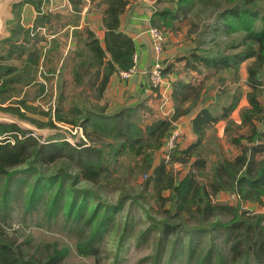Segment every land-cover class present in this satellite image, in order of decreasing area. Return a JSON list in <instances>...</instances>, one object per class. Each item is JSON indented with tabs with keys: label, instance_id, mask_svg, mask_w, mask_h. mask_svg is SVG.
<instances>
[{
	"label": "trees",
	"instance_id": "trees-1",
	"mask_svg": "<svg viewBox=\"0 0 264 264\" xmlns=\"http://www.w3.org/2000/svg\"><path fill=\"white\" fill-rule=\"evenodd\" d=\"M83 1L70 0L76 11L81 9ZM170 1L176 7L157 10L153 24L174 27L180 15L197 0ZM209 1L220 4L223 0ZM129 2L104 0L105 45L87 28V37L74 54L78 58L74 63L76 80L83 82L85 91L96 99L104 97L114 72L134 64L135 41L122 29V15ZM224 2L221 16L227 33H241V41L247 43L241 52L254 58L248 69L251 108L242 113V122L252 125L249 139L254 142L264 136L254 125L255 119L264 117L259 116L264 110L259 98L264 93V0ZM54 18L58 16L49 12L41 14L34 22V34L17 23L12 35L1 41L0 52L5 50V53L0 54V94L39 64L42 48L36 41L33 45L28 43L36 35L38 25ZM19 52L27 53L24 73L7 62ZM90 96L86 95L84 101L76 97L68 109L70 116L64 117L63 108H57V120L83 127L87 139L76 144L63 134L59 140L41 142L17 124L0 122V264H72L66 258L74 252L98 258L107 235L116 232L120 217L119 248L131 238L136 246L155 238V250L159 253L173 237L166 264H172L176 257L179 263L186 264H264V212L254 213L241 205L242 201L264 205V157H256L264 146L246 145L234 159L219 162L208 174L202 171L206 160L197 159L182 178L176 179L164 160L157 162L154 150L165 143L177 115L143 125L134 109L109 110L106 104H93ZM0 109L26 117L20 105H0ZM32 119L40 126L55 125L51 117ZM125 152L141 155L137 167L150 170L143 185L152 186L162 218L152 214L130 192L124 191L111 202L103 196L102 189L112 183V174L120 167V157ZM192 154L189 146L185 150L175 149L173 157L185 162ZM60 158V167L49 171V163ZM124 165L128 173L133 171L131 163L124 161ZM198 174L207 176L210 187ZM80 183L85 184L78 186ZM167 189L168 195L164 192ZM221 190L237 193V203L214 201L213 195ZM139 214L147 217L146 226L140 227L138 222L142 220H135L134 216ZM35 218L37 225L50 228L54 224L70 241L64 245L58 240L35 244L30 236L17 241L4 231V226L14 220L24 226ZM205 235L209 237L207 241ZM118 256L116 252L114 264H118ZM155 264H159L158 258Z\"/></svg>",
	"mask_w": 264,
	"mask_h": 264
},
{
	"label": "crops",
	"instance_id": "crops-1",
	"mask_svg": "<svg viewBox=\"0 0 264 264\" xmlns=\"http://www.w3.org/2000/svg\"><path fill=\"white\" fill-rule=\"evenodd\" d=\"M25 1L27 0L21 1L16 7L21 9L20 19L26 22L21 23L15 14L11 28L17 23L26 28L34 27L35 20L45 12L58 16L36 28L35 41L42 48L41 59L46 47H50V52H53L61 43L68 42L63 46V50L65 53L69 52L71 45L76 41L73 40L74 29L80 33L85 32L86 38V30L90 28L105 45L103 10L98 8L97 0H84L79 11L74 10L70 0H34L33 3L23 6ZM169 2L171 1L130 0L122 15V29L135 41L134 54L138 56V70L128 79L121 78L118 71L114 72L105 89L103 100L109 110L130 108L141 111L147 117L146 122H142L143 125L153 124L161 119H171L177 115V121L183 129L179 143L181 146L179 145L178 149L185 150L192 146L193 154L186 158L195 156L193 162L204 159L207 163L203 150L205 143L211 141V136L215 144H207L210 156H213L212 153L216 155L220 151L223 152L222 147L228 144H237L241 153L245 144L242 146L238 138L240 134H232L229 121H233L238 128L246 127L251 133V123L242 122L243 111L251 108L248 94L252 88L248 83V69L254 58L241 52L247 43L241 41V33H227L221 16L225 10L224 0L212 13L210 10L216 6V2L197 0L177 19L180 34L174 36L172 32L167 33L168 44L161 57L166 85L154 88L149 74V68L154 62L149 28L153 25L152 17L157 10L174 4ZM196 11L198 14L210 16L191 18L190 14ZM65 31L69 36L67 41L63 42L60 35ZM52 41L55 46H51ZM215 79L221 82L214 84ZM215 85H224V88L217 92ZM261 97L262 95L259 98ZM260 100L264 104L263 100ZM258 121L260 120H254L257 127ZM261 121L264 122L262 119ZM252 143L263 142L260 139ZM214 147L218 152L214 151ZM225 158L227 157L220 153L217 162Z\"/></svg>",
	"mask_w": 264,
	"mask_h": 264
},
{
	"label": "rangeland",
	"instance_id": "rangeland-1",
	"mask_svg": "<svg viewBox=\"0 0 264 264\" xmlns=\"http://www.w3.org/2000/svg\"><path fill=\"white\" fill-rule=\"evenodd\" d=\"M52 1V0H47ZM104 0H97L98 8H102L104 3H102ZM34 0H27L23 3V6L26 4L33 3ZM172 2V3H171ZM169 3L173 4L170 6L171 8L175 7V2L171 1ZM223 2V1H220ZM218 7V3H216V6L213 7V9L210 10L212 13L213 11H216V8ZM22 8V6H21ZM21 9L16 7V17L20 19L21 17ZM198 10V9H196ZM191 18H203V17H209L210 15H201L198 14V11L193 12L190 14ZM17 21V20H16ZM15 21V22H16ZM20 22H26L23 21L22 18L20 19ZM152 26L163 28L167 33H171L175 35H179L180 31L179 25L177 23V20L175 21V26H165L160 24H153ZM33 34L35 33V29L33 27H29ZM71 29L68 31L70 32ZM179 33H178V32ZM84 33L78 32V30L74 29L73 34V40L75 41V44L71 45V48L69 49V52L65 53L63 50V46L67 45L68 42L66 35V31L60 35L63 39L62 41L65 42V44L61 43V45H58L59 47L55 49L56 51L50 52V47L45 50H43V59H40L39 64L34 66L31 70L27 71L25 74H23L20 81L14 83L12 87H10L9 90L3 91L0 94V105L2 106H19L21 107V110L26 113V117H22L26 123L30 125H34L38 127L42 133L38 134L37 129H26V131L29 134H32L38 138L41 142H52L54 140H59L60 135H65V138L68 139L73 144H76L80 142L81 140H86L87 137L85 136L84 129L80 124H77L75 126H72L71 124L63 121L57 120V108L60 106L63 108L61 110L64 117L70 116L68 113V109L70 108L73 101L76 100V97L80 101H84V97L86 95H91V100L93 101V104L99 102V104H106V102L102 99H96V97L90 93L88 94L85 90L86 86L83 84V82H78L75 77V62L78 61V58L75 57V52L79 46H82L83 41L85 40ZM81 35V36H80ZM67 36V37H66ZM87 36V35H86ZM32 43H35V36L31 39V41L28 43L29 45H33ZM49 41L47 42V44ZM168 44V39L166 41L165 48ZM51 46H55V43L52 41ZM1 53H5V50L1 51ZM27 53L25 52H19L16 53L13 58L9 59L7 62L13 64L16 66L19 70H22L21 73H24V65H25V57ZM16 72H20V71ZM123 70V69H122ZM119 72V71H118ZM163 77L165 78L164 68H163ZM166 81V79H165ZM218 79H215L214 84ZM221 82V81H218ZM152 85V84H151ZM218 85V84H217ZM213 86V85H212ZM224 85L222 87H217L215 85L214 89L218 91H222ZM87 90L89 91L90 88L87 87ZM62 95V98L60 96ZM264 102V93L262 94V97L260 98ZM107 105V104H106ZM264 105V104H263ZM108 107V106H107ZM2 110V109H1ZM5 111V110H4ZM135 115L139 118L140 122H146L147 117L140 111H135ZM264 116V110L261 115ZM52 118L55 122V125H44L40 126L35 121H33L32 118H38L41 120H47L49 118ZM178 119L173 121L172 128L174 127L175 123H177ZM264 121V117L262 118ZM33 126V127H34ZM258 129H261V131L264 130L262 126H264V122L261 120L258 121ZM35 127V128H36ZM229 127L232 129L233 133H238L243 148L247 146H251L252 141L249 139V135L251 134L250 131L244 127V128H238L236 124L233 121H229ZM53 129V130H52ZM52 130V131H51ZM245 131V133H242ZM264 132V131H263ZM248 133V134H247ZM4 137V136H3ZM23 137V136H21ZM59 137V138H58ZM227 139V137L225 138ZM261 141L263 143H258L261 146H264V136H262ZM259 139V140H260ZM256 141H254L255 143ZM180 143V141H179ZM176 149H178L179 145ZM209 143L215 144V140L213 141V137L211 136V141ZM205 143V147L203 150L204 156L207 158L206 166L202 169V171L208 173L213 172V167L215 165H218L219 162H217L220 153L223 154L225 157L224 160H232L234 159L237 154L240 152L238 150L237 144H228L222 147L223 152H218V149L214 147V151H217L218 153L215 155L212 153L213 156H210L209 150L207 148V144ZM164 145V144H163ZM242 148V147H241ZM163 146L159 149L154 150V155L158 159L157 162H160L161 160H164L167 164V169L173 173L174 177L176 179L182 178L186 172L189 170L191 166L192 160L195 159V156H191L185 162H181L173 157V160L171 162H167L164 159V150ZM240 154V153H239ZM140 156L141 155H135L133 153L125 152L120 157L121 165L118 168L117 171H114L112 174V183L108 187H103L102 194L104 197H106L110 202L116 201L119 196L124 192H130L132 195L138 196V202H141V204H144L146 207H149L151 210V213L154 214L157 218H162L163 215H160V208L159 204L156 201V198L154 197V192H152L153 188L151 187H145L143 185V182L148 178V175L151 173L149 169L142 170L140 167H137V164H140ZM214 156H218V158H214ZM257 158L264 157V150L259 151L256 153ZM124 161L126 163H131L134 167L133 171L127 172L125 170ZM221 162V161H220ZM62 164V159L59 160L56 159L55 161H51L49 163V171L52 169H58L60 165ZM136 164V167H135ZM126 174L128 176H126ZM200 179L207 180V185L210 187L207 176H203L202 174L197 175ZM111 179V178H110ZM85 183H80L78 186H83ZM166 195L170 194V190L167 189L164 191ZM214 201H220V202H229V203H237L239 200V195L232 191L227 190H221L217 195H213ZM243 207L246 208H252V212H264L262 203H250V201L241 202ZM253 204H256V207H253ZM167 204L164 206L166 208ZM134 207L139 210L138 206L135 204ZM126 209H124L125 211ZM123 211V212H124ZM120 213V212H119ZM138 213V212H134ZM141 216V217H138ZM135 220H142L141 222H138V225L140 227L146 226L148 224V219L144 215H137L134 216ZM141 218V219H140ZM122 218H119V223L117 225V228L115 229L116 232H110L106 237V242L103 245L102 249L100 250L99 257L95 258L94 256H80L76 254L75 252L72 253L69 257L66 258V262H71L72 264H114L116 252H118V258L119 262L118 264H155V259L158 258L159 264H166L167 263V257L169 254V250L171 248V240L173 237H170L167 241L168 244L166 245L164 250H160L158 253L156 248V239L151 238L147 242L142 243L140 246L135 245V241L133 238L129 239L121 248L117 246L118 242V230H120L122 225ZM151 221V220H150ZM37 219L35 218L32 221H29L28 225H22L18 221L14 220L11 224H6L4 226V231L9 235L14 237L17 241H22L25 236H30L31 239L34 238L33 242L35 244L39 242L44 241H54L58 240L61 245L67 244L70 239L67 238V236L59 231V229L53 224L52 227H46L45 224L37 225L39 223H36ZM42 223H45L44 220L41 219ZM193 223V222H192ZM138 229V228H137ZM136 229V230H137ZM156 235V233H155ZM208 235H205V240H208ZM159 256V257H158ZM172 264H186L185 262L179 263L177 257L174 259V262Z\"/></svg>",
	"mask_w": 264,
	"mask_h": 264
},
{
	"label": "built area",
	"instance_id": "built-area-1",
	"mask_svg": "<svg viewBox=\"0 0 264 264\" xmlns=\"http://www.w3.org/2000/svg\"><path fill=\"white\" fill-rule=\"evenodd\" d=\"M149 34L152 39L153 51H154V62L149 68L150 81L154 88H162L166 85L165 78L163 77V65L161 63V57L163 51L165 49L166 41H167V32L163 28L151 26L149 28ZM134 64L128 68L119 71V75L123 79L130 78L138 69H137V61L138 56L135 53L133 55ZM183 135V129L179 122L175 123L171 132L165 140L163 145L164 150V159L167 162H171L173 160L174 150L177 148L180 138ZM255 208V206H253ZM252 210V208H249ZM264 210V206H263ZM253 211V210H252Z\"/></svg>",
	"mask_w": 264,
	"mask_h": 264
},
{
	"label": "water",
	"instance_id": "water-1",
	"mask_svg": "<svg viewBox=\"0 0 264 264\" xmlns=\"http://www.w3.org/2000/svg\"><path fill=\"white\" fill-rule=\"evenodd\" d=\"M23 0H0V48L1 41L12 35L11 21L15 18V9L18 3ZM0 122L14 123L22 129H37V133H42L41 130L25 122V120L16 113L4 111L0 109ZM36 127V128H35ZM53 130V129H52ZM51 130V131H52Z\"/></svg>",
	"mask_w": 264,
	"mask_h": 264
}]
</instances>
